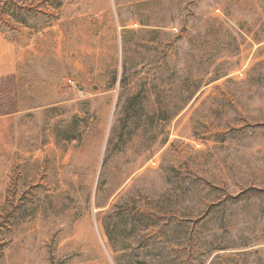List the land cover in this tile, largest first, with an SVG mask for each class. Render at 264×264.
I'll use <instances>...</instances> for the list:
<instances>
[{
  "label": "rangeland",
  "instance_id": "obj_1",
  "mask_svg": "<svg viewBox=\"0 0 264 264\" xmlns=\"http://www.w3.org/2000/svg\"><path fill=\"white\" fill-rule=\"evenodd\" d=\"M8 1L0 264H264V0Z\"/></svg>",
  "mask_w": 264,
  "mask_h": 264
},
{
  "label": "trees",
  "instance_id": "obj_2",
  "mask_svg": "<svg viewBox=\"0 0 264 264\" xmlns=\"http://www.w3.org/2000/svg\"><path fill=\"white\" fill-rule=\"evenodd\" d=\"M9 15L11 18H13L14 21L18 22L19 24H24L25 26L39 29L42 25H46V22L51 21V16H44L45 13H42L38 16L32 15V9H29L27 7H24L22 5H18L16 3H11L8 0H0V31L2 32L5 30L6 27L9 25L6 23L5 19H3L2 15ZM43 16L47 17V20H43ZM30 18L32 21H30ZM31 22V23H30ZM20 69V67L18 66ZM103 225L105 228V231L107 233V236L112 241L114 240L112 235V228L114 225L107 224L105 221H103ZM114 247V245H113Z\"/></svg>",
  "mask_w": 264,
  "mask_h": 264
}]
</instances>
